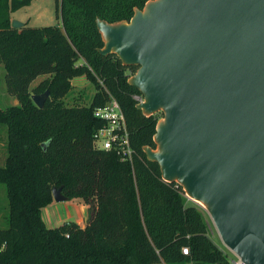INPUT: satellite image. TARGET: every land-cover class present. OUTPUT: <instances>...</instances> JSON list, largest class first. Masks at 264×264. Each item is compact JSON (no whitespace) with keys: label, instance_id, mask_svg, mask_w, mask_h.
Listing matches in <instances>:
<instances>
[{"label":"trees","instance_id":"obj_1","mask_svg":"<svg viewBox=\"0 0 264 264\" xmlns=\"http://www.w3.org/2000/svg\"><path fill=\"white\" fill-rule=\"evenodd\" d=\"M148 0H56L61 23L14 27L0 0V63L18 104L0 106L7 126V157L0 184L8 200V226L0 228V264H230L232 254L208 232L199 203L178 182L163 179L146 146L161 115L145 114L129 78L136 64L100 51L97 18L129 20ZM32 0H9L12 10ZM79 59H83L78 63ZM49 74L36 86L32 82ZM85 75L96 90L89 104L64 101L72 79ZM50 89L39 107L32 93ZM43 90V91H42ZM116 97L125 113L133 159L100 149L94 134L106 119L95 109ZM62 186L68 200L88 206L85 227L49 226L44 209ZM187 248L185 254L183 249Z\"/></svg>","mask_w":264,"mask_h":264},{"label":"water","instance_id":"obj_2","mask_svg":"<svg viewBox=\"0 0 264 264\" xmlns=\"http://www.w3.org/2000/svg\"><path fill=\"white\" fill-rule=\"evenodd\" d=\"M97 26L102 53L138 66L137 106L164 111L148 158L204 206L235 256L264 264V0H148ZM49 96L32 94L39 107ZM62 188L57 202L69 199Z\"/></svg>","mask_w":264,"mask_h":264},{"label":"rangeland","instance_id":"obj_3","mask_svg":"<svg viewBox=\"0 0 264 264\" xmlns=\"http://www.w3.org/2000/svg\"><path fill=\"white\" fill-rule=\"evenodd\" d=\"M5 12L8 14L11 20L17 18L24 22V25H31V26H42V25H49L55 23H61V16H58L57 13V2L56 0H32V2L28 5L22 6L17 10H12L9 0L8 6L5 9ZM83 59H79V62H82ZM5 66L0 65V106H6L8 104H18L19 98L16 95H12L7 90V85L5 81ZM44 78H50L49 74H44L38 76L31 84L33 88L36 86L41 80ZM83 82L82 84H72L69 93L65 96L64 101L67 104H89L91 102L92 96L96 90L95 83L92 79L88 78L87 76H81ZM43 91V90H42ZM35 93V92H33ZM32 93V94H33ZM159 114L161 118L164 116V111L159 110ZM7 144H8V130L7 126L0 122V165L5 164V160L7 157ZM6 188L5 185L0 184V228H6L8 226L7 217H8V200H7ZM192 200V199H191ZM57 203L62 207L59 212L54 208H51V212L53 215L52 222H57L55 224H63L58 223L61 216L63 215L64 220L66 221H77L81 214L80 206L78 203H84V201L80 198H75L73 200H67L62 202H54ZM77 203V204H75ZM85 204V203H84ZM203 209L204 213V220L208 225V232L212 239L217 243L222 249L229 251V249L224 245L223 241L221 240L216 226L209 215L208 211L204 208L203 205L199 204ZM64 206V210H63ZM54 207V206H53ZM49 208L45 209V213ZM60 222V221H59ZM2 248V247H1ZM232 254V258L234 254Z\"/></svg>","mask_w":264,"mask_h":264},{"label":"built area","instance_id":"obj_4","mask_svg":"<svg viewBox=\"0 0 264 264\" xmlns=\"http://www.w3.org/2000/svg\"><path fill=\"white\" fill-rule=\"evenodd\" d=\"M134 98L139 103L144 100V95L142 92H138L134 94ZM95 114L106 119V123L99 127L94 134L96 146L104 150H116L122 160L131 161L133 159V148L126 116L118 99L112 96L106 104L95 109ZM183 252L187 254L188 249L184 248ZM230 264L246 263L234 255Z\"/></svg>","mask_w":264,"mask_h":264},{"label":"crops","instance_id":"obj_5","mask_svg":"<svg viewBox=\"0 0 264 264\" xmlns=\"http://www.w3.org/2000/svg\"><path fill=\"white\" fill-rule=\"evenodd\" d=\"M0 65H2V63H0ZM4 65V64H3ZM6 73V72H5ZM81 76L83 75H80V76H76L75 78L72 79V84H82L83 80L81 78ZM55 202V201H54ZM52 202L50 205H48L46 208H49L46 213H45V209L43 211V218L45 220V222L49 225V226H60L62 224H55L57 222H52V219H53V215H52V212H51V208H54L57 213L59 212V210L61 209L62 210V207L60 205H58L57 203H54ZM57 202V201H56ZM62 202V201H61ZM77 204V203H75ZM79 206H80V210H81V214L79 216V218L77 219V223L79 225H81L82 227H85L86 225V222H87V218H88V206L84 203H78ZM54 206V207H53ZM63 210H64V206H63ZM65 217H63V215L61 216L60 218V222L58 221V223H65V222H68L66 220H64Z\"/></svg>","mask_w":264,"mask_h":264},{"label":"bare ground","instance_id":"obj_6","mask_svg":"<svg viewBox=\"0 0 264 264\" xmlns=\"http://www.w3.org/2000/svg\"><path fill=\"white\" fill-rule=\"evenodd\" d=\"M203 204V203H202Z\"/></svg>","mask_w":264,"mask_h":264}]
</instances>
